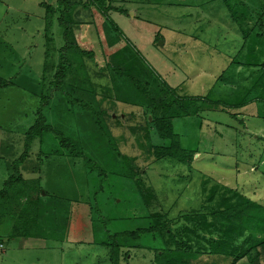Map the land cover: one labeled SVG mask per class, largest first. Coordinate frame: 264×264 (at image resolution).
Returning a JSON list of instances; mask_svg holds the SVG:
<instances>
[{"label": "rangeland", "instance_id": "1", "mask_svg": "<svg viewBox=\"0 0 264 264\" xmlns=\"http://www.w3.org/2000/svg\"><path fill=\"white\" fill-rule=\"evenodd\" d=\"M227 1L107 0L101 11L78 7L72 13V37L65 42L58 16L45 30L41 3L56 6L57 0H0V79L10 83L0 87V191L25 153L28 130L42 116L49 128L31 141L22 177L42 190L40 206L58 199L68 208H81L79 229L63 240L47 235L42 220L36 238L11 237L8 221L2 223L0 264H111L108 248L94 241L91 223L103 237L134 230V217L149 214L135 198L132 163L171 219L200 206L205 176L239 187L255 200L264 198V119L257 116L256 104L236 110L212 104L238 101L244 93L217 82L228 55L235 54L230 51L234 40L242 42L231 27ZM229 1L253 10L264 2ZM110 4L126 13L107 11ZM60 53L72 64L63 81L56 77L64 63ZM238 58L246 59V51ZM146 85L149 90L168 85L177 98L197 99L196 115L172 120L182 145L200 152L191 168L170 158L154 162L139 145L142 133L133 134L149 108ZM151 137L153 144L161 143L153 130ZM65 139L84 156H68ZM251 163L260 165L261 174H252L258 168ZM153 259L152 252L134 249L120 262L154 264ZM228 263L224 257L202 260Z\"/></svg>", "mask_w": 264, "mask_h": 264}, {"label": "trees", "instance_id": "2", "mask_svg": "<svg viewBox=\"0 0 264 264\" xmlns=\"http://www.w3.org/2000/svg\"><path fill=\"white\" fill-rule=\"evenodd\" d=\"M105 1L107 2V0H90L89 3L88 0L87 2L57 0L56 6L42 2L41 6L45 9V30L51 26L55 15L58 16L59 26L64 31V41L67 42L73 33V10L84 7L101 11L105 9L103 8ZM238 6L243 7V12L238 10ZM224 7L232 19L233 31L237 34V38L242 37V42L240 43V38L239 41L234 40L236 46L231 45L230 51L234 50L235 54L228 55L226 70L220 74L217 82H220L221 86L229 87L227 90H243L244 93L240 97L229 93L232 98L239 97L238 101L230 100L224 103L216 100L212 104L216 106L221 103L226 108L236 110L255 103L258 109L257 116L264 119V61L257 58L260 51L264 53V2L258 10L251 9L248 4L229 0L224 3ZM107 8V11L117 10L126 13V10L111 4ZM114 29L117 30L116 27ZM48 40L51 41L49 36ZM243 51H246V59L240 60L238 57ZM60 56L64 58V54L60 53ZM67 67L71 68L72 64L64 58V63L60 64V71L56 76H60L58 80L65 79L64 73ZM239 73L241 79L240 76L235 75ZM7 84L10 83L0 79V87ZM164 86V89L151 90L147 85L142 87L149 108L143 113L144 125L133 128L132 132L134 135L138 132L142 133L144 139L139 145H143L147 155L154 162L170 158L191 168L195 156L200 152L197 148L189 149L182 145L174 131L172 120L176 117L196 115L197 110L193 109V106L197 99L177 98L175 90L168 85ZM149 116L151 121L148 119ZM48 128L44 118L40 116L36 125L28 130L25 153L14 164L15 174L8 179L5 188L0 191V225L8 221L10 235L14 238H36L40 228L39 220H42L44 228L47 227V235L59 237L61 240L66 239L70 231L74 233L79 229L80 207L68 208L64 200L58 199L47 203L46 206L43 204L40 206L42 190L32 188V182L23 179L20 171L28 156L31 141ZM151 130L161 140L160 144H153ZM62 148L68 149V156H84V152L70 139L64 140ZM124 163L130 168L132 162L126 158ZM132 164L129 178L134 181L135 198L149 214L134 217L138 224L134 230L107 233L103 237L99 236L97 227L91 223L94 229V241L108 248V259L111 264H121L122 256L127 259L134 249H146L152 252L154 264H202L204 258L211 257H224L226 261L229 260L228 264H264V198L255 200L242 192L239 187L226 186L205 176L201 183L200 206L171 219L160 208L154 189L142 181L140 168ZM252 165L258 168L252 174L257 176L261 174L260 165L257 167L256 164ZM100 175L105 176V173L102 172ZM47 195L46 193L45 196ZM144 220L145 226L138 223ZM251 221L253 230L250 229Z\"/></svg>", "mask_w": 264, "mask_h": 264}, {"label": "water", "instance_id": "3", "mask_svg": "<svg viewBox=\"0 0 264 264\" xmlns=\"http://www.w3.org/2000/svg\"><path fill=\"white\" fill-rule=\"evenodd\" d=\"M150 121H151V119H150ZM142 173V172H141Z\"/></svg>", "mask_w": 264, "mask_h": 264}]
</instances>
